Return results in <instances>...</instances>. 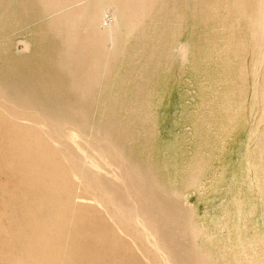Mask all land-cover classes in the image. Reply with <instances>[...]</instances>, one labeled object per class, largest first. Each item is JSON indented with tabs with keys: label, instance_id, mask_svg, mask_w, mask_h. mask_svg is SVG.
I'll list each match as a JSON object with an SVG mask.
<instances>
[{
	"label": "rangeland",
	"instance_id": "obj_1",
	"mask_svg": "<svg viewBox=\"0 0 264 264\" xmlns=\"http://www.w3.org/2000/svg\"><path fill=\"white\" fill-rule=\"evenodd\" d=\"M0 264H264V0H0Z\"/></svg>",
	"mask_w": 264,
	"mask_h": 264
},
{
	"label": "bare ground",
	"instance_id": "obj_2",
	"mask_svg": "<svg viewBox=\"0 0 264 264\" xmlns=\"http://www.w3.org/2000/svg\"><path fill=\"white\" fill-rule=\"evenodd\" d=\"M71 3H73V2H71ZM61 32V31H60ZM96 57V56H95ZM73 73V72H72ZM73 84V83H72ZM3 94V93H2ZM115 148V147H114ZM113 149V148H112ZM119 153V152H118ZM73 166V165H72ZM81 166V165H80ZM57 168V167H56ZM82 175V174H81ZM116 210V209H115ZM52 214V213H51Z\"/></svg>",
	"mask_w": 264,
	"mask_h": 264
}]
</instances>
